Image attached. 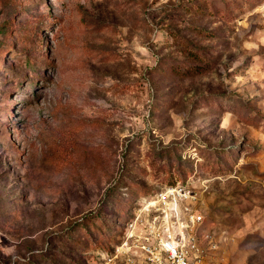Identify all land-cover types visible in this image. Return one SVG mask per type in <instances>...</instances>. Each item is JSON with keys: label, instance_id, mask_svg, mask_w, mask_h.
<instances>
[{"label": "rangeland", "instance_id": "rangeland-1", "mask_svg": "<svg viewBox=\"0 0 264 264\" xmlns=\"http://www.w3.org/2000/svg\"><path fill=\"white\" fill-rule=\"evenodd\" d=\"M172 183L264 264V0H0V264H104Z\"/></svg>", "mask_w": 264, "mask_h": 264}, {"label": "built area", "instance_id": "built-area-1", "mask_svg": "<svg viewBox=\"0 0 264 264\" xmlns=\"http://www.w3.org/2000/svg\"><path fill=\"white\" fill-rule=\"evenodd\" d=\"M162 189L140 203L145 218L136 214L127 223L121 250L104 264H219L218 238L192 205L193 196L179 184Z\"/></svg>", "mask_w": 264, "mask_h": 264}, {"label": "trees", "instance_id": "trees-1", "mask_svg": "<svg viewBox=\"0 0 264 264\" xmlns=\"http://www.w3.org/2000/svg\"><path fill=\"white\" fill-rule=\"evenodd\" d=\"M169 185H174V184L172 183V184H169Z\"/></svg>", "mask_w": 264, "mask_h": 264}]
</instances>
